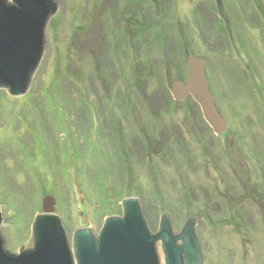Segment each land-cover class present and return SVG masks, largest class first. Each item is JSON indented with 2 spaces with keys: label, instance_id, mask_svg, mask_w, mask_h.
<instances>
[{
  "label": "rangeland",
  "instance_id": "rangeland-1",
  "mask_svg": "<svg viewBox=\"0 0 264 264\" xmlns=\"http://www.w3.org/2000/svg\"><path fill=\"white\" fill-rule=\"evenodd\" d=\"M59 1V13L47 24L43 67L29 92L18 97L0 88L5 248L18 253L29 242L44 197H57L43 191L46 181L55 180L57 203L64 207L61 213L56 204V212L71 244L77 228L99 234L107 217L122 215V200L135 196L153 232L163 213L175 232L196 217L206 264H264V93L260 99L248 95L234 74L251 64L257 92L264 88V0H224L241 46L221 49L215 47L219 35L200 28L204 20L222 19L209 10L215 0ZM164 31L171 42L187 45L186 55L161 47ZM192 53L217 65L227 94L236 100L235 109L229 104L224 111L231 131L216 134L194 100H175L172 86L179 77L171 64L188 67ZM97 57L100 68L115 62L128 76L103 82L93 70ZM138 61L144 73L159 74H143L141 84L133 73ZM88 153L91 159H81ZM45 154L79 158L77 166L90 173L81 187L60 173L53 177ZM91 173L96 184L110 178L108 186L123 187L125 195H113L112 186L108 206L100 207ZM114 177L129 181L120 186ZM158 250L165 264L161 241Z\"/></svg>",
  "mask_w": 264,
  "mask_h": 264
},
{
  "label": "water",
  "instance_id": "water-1",
  "mask_svg": "<svg viewBox=\"0 0 264 264\" xmlns=\"http://www.w3.org/2000/svg\"><path fill=\"white\" fill-rule=\"evenodd\" d=\"M219 15L230 30L224 0H215ZM59 0H0V88L13 96L29 92L38 67H43L47 24L59 13ZM186 80L177 79L172 92L179 101L191 95L216 134L229 129L218 108L206 71V59L191 56ZM57 199L46 195L43 210L35 216L29 242L18 253L9 252L0 231V264H205L197 219H186L175 232L168 214L160 216L153 232L138 197L122 200V215L107 217L96 234L90 227L77 228L71 244L62 217L56 212ZM0 209V226L2 224Z\"/></svg>",
  "mask_w": 264,
  "mask_h": 264
},
{
  "label": "trees",
  "instance_id": "trees-1",
  "mask_svg": "<svg viewBox=\"0 0 264 264\" xmlns=\"http://www.w3.org/2000/svg\"><path fill=\"white\" fill-rule=\"evenodd\" d=\"M213 3H211V1L209 2V10L212 12V14H216V12L218 13V9H217V4L216 6L214 7V5H211ZM213 8V9H212ZM219 14V13H218ZM222 18V17H221ZM212 20L211 22H208V21H203L200 23V28L202 31L206 32H215L217 33L216 35H219V38L216 39V42H215V47L218 48V49H221L222 47H231V48H236L237 45L238 46H241L240 44H237L236 43V38H235V34H234V31H233V28L232 26L230 25V22H229V25H230V30L228 29L227 25L225 24V21L224 19H220L218 18L217 20L215 18L212 17ZM217 22H220V27L217 25ZM168 33L169 32H165L163 33V37L162 39H164V43L161 45V47H163L167 52L168 51H171L172 53L174 52V54L178 55L179 57L181 56V54H185L186 55V52L189 50L187 48V45L184 44V42H171L170 39H169V36H168ZM104 36V34H103ZM240 42L242 43V41L240 40ZM173 44V47L170 48V45ZM243 45V44H242ZM194 54H197V53H192V55ZM177 56V58H178ZM102 58V57H101ZM101 58H98L96 59L95 61V64H94V69H97V73H99V76L100 78L103 80V82H105V78H108L109 81L111 80H114L116 78H119L122 76L123 77H127L128 73L127 74H124L125 72L123 71V69L120 68V70L123 71V73H120L118 71V68L116 66V63L115 62H111L112 65L109 67V69H103V68H100L99 65H98V61L101 59ZM146 58H147V61L151 64V66L153 65L150 57L148 55H146ZM205 58V56H204ZM206 59V71H207V75H208V78H209V81H210V87H211V90L212 92L214 93L215 95V98H216V102H217V105H218V108L219 110L221 111V113L224 115L225 117V107L227 105L231 106V107H234L232 106L231 104L235 103L236 100L234 99H231V97L227 94V91L225 90L223 84H222V80H221V77L217 74V70H216V67L217 65L212 63L211 60H208L207 58ZM124 60H122V63H123ZM141 61V60H139ZM138 61V63L134 66L136 69H134V74L137 78H139L138 82H141L142 78L143 77V74H148L150 71L147 70L148 72H143L141 71L140 67V62ZM168 63V62H167ZM170 63V62H169ZM182 62L180 61H177V62H172V66L175 67L176 69V74H177V77H179L178 79H181V80H186L187 79V76H188V67L184 68L181 67L182 65ZM187 64H188V59H187ZM98 65V67H97ZM122 65V64H121ZM109 66V65H108ZM247 66V65H246ZM251 64H249V66L246 67V70L243 72H240L238 74H236V72L234 73L236 75V79H238L237 81H241L242 84H244V86H247L248 88V95L250 96H253V98H259L260 99V96H262V93H264V88L260 89V93L257 92V87L254 86V81H253V76L251 75ZM98 68H99V71H98ZM122 68H123V65H122ZM141 68H145L144 66H142ZM153 68V66H152ZM169 68V66L167 67V69ZM103 69V70H102ZM146 70V69H145ZM153 73L151 74H159V71L155 72L154 69L152 71ZM160 74H163V72H161ZM170 73L167 72L166 70V73L164 74V76H168ZM120 75V76H119ZM119 76V77H118ZM125 79V78H123ZM137 83V82H136ZM237 86H239L237 84ZM251 88V89H250ZM192 99L194 100V102L196 103V107H197V113L201 116L202 115V111H201V107L199 105V103L191 96L189 95L188 96V99L187 100H184V101H179L175 98V100L178 102V103H187L188 100ZM71 96L69 98V100H71ZM99 99V98H98ZM41 101V100H40ZM68 99L65 102H67ZM175 101V102H176ZM42 102V101H41ZM101 101H99L100 103ZM170 101H168L167 103H169ZM40 106V105H39ZM43 107V106H42ZM235 109V107H234ZM264 106L263 104L260 106V111L262 112V114L264 113ZM260 117H263L264 116H260ZM203 118V117H202ZM228 124H229V121L228 119L226 118ZM209 126V124H208ZM229 131H231V128L228 129ZM227 130V131H228ZM48 131V133L50 134L51 132V129H45V132ZM47 134L45 133V136ZM50 142H52L54 139L50 138L48 139ZM53 143V142H52ZM67 145L69 146V148L71 147L69 143H67ZM68 148V147H67ZM74 149V148H73ZM77 151V149H76ZM91 153H88L86 154V158H85V155H81V159L84 158V159H91V156H90ZM88 156V158H87ZM54 158V160H50ZM26 159H28V157L26 156ZM44 161H46V164L47 166L50 168V171L53 172V177H55V174L56 173H60V175L64 176V177H67V180L68 182H70L71 184L73 183V181H76L79 185L81 184V181L82 178L86 177L87 176V173L89 174L90 172H87L85 170V172H82L81 169L77 166L78 164V160L79 158H76L77 160L74 161L73 159V156H70L68 157L67 154H57V155H50V154H45L44 155ZM4 168H2V170H0V179L4 178V175L6 176V172L3 171ZM132 175H133V172H132ZM91 177L94 179L92 173H91ZM110 178H107L106 182H104L103 184L104 185H98L95 183V179H94V183L96 184V187H97V191L98 193L100 194L97 198V201L99 202L97 205H99L100 207H107L108 206V201L110 199V192H109V188L112 187L113 185L110 183V185L108 186V181H109ZM114 180V182L117 180L116 183H119L120 186H122L124 183H127V181L129 180H122L121 177L120 179L118 177H114L112 178V181ZM122 181L124 182L123 184ZM67 182V183H68ZM8 183V182H7ZM115 184V183H114ZM85 184L82 183V189H86ZM43 186V185H42ZM124 186V185H123ZM81 187V185H80ZM95 187V188H96ZM46 188L47 190H43L44 192H49V193H52L54 195H57L58 197V188L56 187V184H55V180H53L52 182H50V184L48 185L47 181H46ZM112 191H113V195L115 196H124L125 195V190L123 187H112ZM124 194V195H123ZM103 195V196H101ZM56 197V196H55ZM56 197V199H57ZM88 199H90L88 197ZM58 204V203H57ZM58 210L59 212H63L64 211V207L62 205V202L61 200L59 199V204H58Z\"/></svg>",
  "mask_w": 264,
  "mask_h": 264
},
{
  "label": "flooded vegetation",
  "instance_id": "flooded-vegetation-1",
  "mask_svg": "<svg viewBox=\"0 0 264 264\" xmlns=\"http://www.w3.org/2000/svg\"><path fill=\"white\" fill-rule=\"evenodd\" d=\"M188 70H189V68H188ZM188 74H189V71H188ZM192 217H194V216H192ZM189 218V217H188ZM196 218V217H195ZM180 231V230H179ZM199 238L201 239V237H200V235H199ZM201 242V241H200ZM201 249H202V252H203V255H204V258H205V264L207 263V257H206V254H205V252H204V249H203V245H202V242H201Z\"/></svg>",
  "mask_w": 264,
  "mask_h": 264
}]
</instances>
